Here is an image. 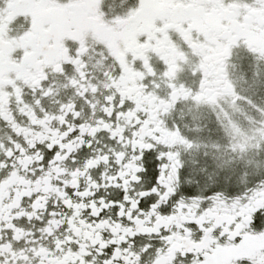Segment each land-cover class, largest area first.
I'll use <instances>...</instances> for the list:
<instances>
[{
    "label": "snow or ice",
    "instance_id": "snow-or-ice-1",
    "mask_svg": "<svg viewBox=\"0 0 264 264\" xmlns=\"http://www.w3.org/2000/svg\"><path fill=\"white\" fill-rule=\"evenodd\" d=\"M0 264H264V0H0Z\"/></svg>",
    "mask_w": 264,
    "mask_h": 264
},
{
    "label": "flooded vegetation",
    "instance_id": "flooded-vegetation-1",
    "mask_svg": "<svg viewBox=\"0 0 264 264\" xmlns=\"http://www.w3.org/2000/svg\"><path fill=\"white\" fill-rule=\"evenodd\" d=\"M115 3L118 6L119 5V0H115Z\"/></svg>",
    "mask_w": 264,
    "mask_h": 264
}]
</instances>
